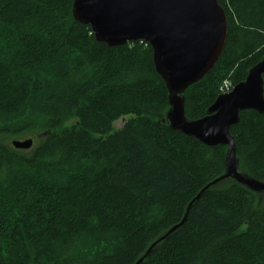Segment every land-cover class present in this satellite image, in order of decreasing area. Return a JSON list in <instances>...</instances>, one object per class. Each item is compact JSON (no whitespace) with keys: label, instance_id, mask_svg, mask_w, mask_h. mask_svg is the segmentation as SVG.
<instances>
[{"label":"trees","instance_id":"trees-1","mask_svg":"<svg viewBox=\"0 0 264 264\" xmlns=\"http://www.w3.org/2000/svg\"><path fill=\"white\" fill-rule=\"evenodd\" d=\"M73 1L0 0V264H135L224 171L225 146L162 122L150 46L96 41ZM217 4L226 40L183 94L190 120L264 57V0ZM238 115L240 170L264 181V112ZM185 218L140 264H264V194L227 179Z\"/></svg>","mask_w":264,"mask_h":264},{"label":"water","instance_id":"water-1","mask_svg":"<svg viewBox=\"0 0 264 264\" xmlns=\"http://www.w3.org/2000/svg\"><path fill=\"white\" fill-rule=\"evenodd\" d=\"M218 0H74L73 18L89 26L98 42L118 47L144 42L152 49L155 71L165 84L168 109L163 123L172 131L192 137L207 147L225 146L224 171L189 203L182 221L157 239L135 263L179 229L189 209L211 186L230 179L256 194H264V181L240 170V159L229 130L240 112H264V57L247 71L243 82L220 94L206 115L190 120L184 111V92L214 66L227 35L224 9ZM17 150H28L31 140L14 141Z\"/></svg>","mask_w":264,"mask_h":264},{"label":"rangeland","instance_id":"rangeland-1","mask_svg":"<svg viewBox=\"0 0 264 264\" xmlns=\"http://www.w3.org/2000/svg\"><path fill=\"white\" fill-rule=\"evenodd\" d=\"M226 93H229V92H226ZM226 93H224V94H226ZM120 125V123H117V124H115V128H117L118 126ZM28 138V137H27ZM27 138H24L23 137V139H21L20 141H25V140H27ZM29 139V138H28ZM31 139V138H30ZM37 137H35V138H33V141L34 142H37Z\"/></svg>","mask_w":264,"mask_h":264},{"label":"built area","instance_id":"built-area-1","mask_svg":"<svg viewBox=\"0 0 264 264\" xmlns=\"http://www.w3.org/2000/svg\"><path fill=\"white\" fill-rule=\"evenodd\" d=\"M230 89H231V85L228 84V85H225L224 87H222V89H221L220 91H222V92H227V91L230 90Z\"/></svg>","mask_w":264,"mask_h":264}]
</instances>
